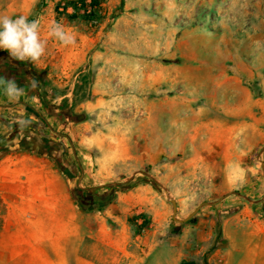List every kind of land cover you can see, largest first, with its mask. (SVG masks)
Returning a JSON list of instances; mask_svg holds the SVG:
<instances>
[{
  "label": "rangeland",
  "instance_id": "rangeland-1",
  "mask_svg": "<svg viewBox=\"0 0 264 264\" xmlns=\"http://www.w3.org/2000/svg\"><path fill=\"white\" fill-rule=\"evenodd\" d=\"M86 1L0 0L47 41L37 63L0 50L39 82L40 129L16 155L67 184L101 264H264V0ZM171 200L180 220L199 210L175 222ZM101 225L124 229L117 262L90 249Z\"/></svg>",
  "mask_w": 264,
  "mask_h": 264
},
{
  "label": "crops",
  "instance_id": "crops-1",
  "mask_svg": "<svg viewBox=\"0 0 264 264\" xmlns=\"http://www.w3.org/2000/svg\"><path fill=\"white\" fill-rule=\"evenodd\" d=\"M11 71L0 66V76L15 79L25 94L17 102L0 94V264H101L87 253L83 216L67 184L47 175L37 177L36 162L16 155L32 150L34 131L40 128L29 124L43 113L36 92L20 84ZM123 234V228L101 225L93 236L97 244L90 249L100 245L117 262L118 238Z\"/></svg>",
  "mask_w": 264,
  "mask_h": 264
},
{
  "label": "clouds",
  "instance_id": "clouds-1",
  "mask_svg": "<svg viewBox=\"0 0 264 264\" xmlns=\"http://www.w3.org/2000/svg\"><path fill=\"white\" fill-rule=\"evenodd\" d=\"M40 29L38 19L30 20L24 14H0V50H7L11 58L21 62H39L45 56L47 47V41L41 37ZM48 35L62 46H71L76 42L74 31L62 22H52ZM27 86L37 89L39 82L29 78ZM0 94L10 102H17L25 94V87L18 85L15 79L0 76Z\"/></svg>",
  "mask_w": 264,
  "mask_h": 264
},
{
  "label": "trees",
  "instance_id": "trees-1",
  "mask_svg": "<svg viewBox=\"0 0 264 264\" xmlns=\"http://www.w3.org/2000/svg\"><path fill=\"white\" fill-rule=\"evenodd\" d=\"M89 5H90V4H88L86 0H84V2L81 3V6H82V7H85V8H86V7L88 8ZM90 8H91V7H90ZM91 10H93V9H91ZM10 60L13 61V62H16V64L21 63L20 61L15 60V59H13V58H11ZM151 182H152L153 186H154L156 189H160V185L158 184V182H157L156 180H151ZM131 186H134V184H132ZM114 188H115V187H114ZM149 224H150V221L147 220V219H145V220L143 221V223L141 224V228H142V230H145V229L149 226ZM180 264H199V263L196 262V261H193V260H191V261L183 260Z\"/></svg>",
  "mask_w": 264,
  "mask_h": 264
},
{
  "label": "water",
  "instance_id": "water-1",
  "mask_svg": "<svg viewBox=\"0 0 264 264\" xmlns=\"http://www.w3.org/2000/svg\"><path fill=\"white\" fill-rule=\"evenodd\" d=\"M171 202H172V205H173V220L175 221V222H178V223H184V222H187V221H189L195 214H196V212L199 210H196V212H194L189 218H187V219H184V220H180V219H178V217H177V210H178V208H177V203H176V201L175 200H171Z\"/></svg>",
  "mask_w": 264,
  "mask_h": 264
}]
</instances>
